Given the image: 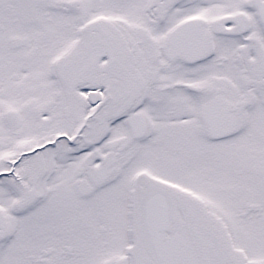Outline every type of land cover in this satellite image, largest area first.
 Here are the masks:
<instances>
[{
	"label": "snow or ice",
	"instance_id": "1",
	"mask_svg": "<svg viewBox=\"0 0 264 264\" xmlns=\"http://www.w3.org/2000/svg\"><path fill=\"white\" fill-rule=\"evenodd\" d=\"M0 264H264V0H0Z\"/></svg>",
	"mask_w": 264,
	"mask_h": 264
}]
</instances>
